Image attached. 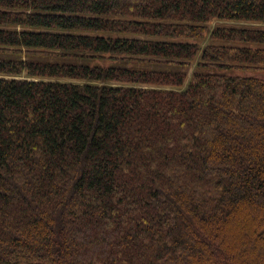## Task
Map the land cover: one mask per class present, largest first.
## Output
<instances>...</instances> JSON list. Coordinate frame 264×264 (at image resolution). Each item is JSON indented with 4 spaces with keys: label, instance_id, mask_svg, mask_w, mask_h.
<instances>
[{
    "label": "trees",
    "instance_id": "16d2710c",
    "mask_svg": "<svg viewBox=\"0 0 264 264\" xmlns=\"http://www.w3.org/2000/svg\"><path fill=\"white\" fill-rule=\"evenodd\" d=\"M212 65L264 0H0V264H264V77Z\"/></svg>",
    "mask_w": 264,
    "mask_h": 264
},
{
    "label": "rangeland",
    "instance_id": "374dc122",
    "mask_svg": "<svg viewBox=\"0 0 264 264\" xmlns=\"http://www.w3.org/2000/svg\"><path fill=\"white\" fill-rule=\"evenodd\" d=\"M215 24H221V25H231V24H240L239 22H234V21H228V22H221V21H213L211 26ZM241 44V43H239ZM163 68L165 69H180L179 66H164ZM194 69L193 65H191L188 68V74H191V71ZM200 71H211V72H217V73H228V74H240V75H252V76H258V77H264V68H253V67H231V66H217V65H212L209 67H204V68H198Z\"/></svg>",
    "mask_w": 264,
    "mask_h": 264
}]
</instances>
